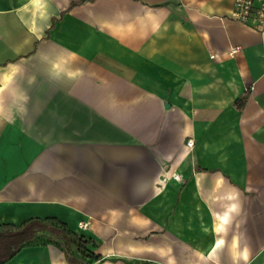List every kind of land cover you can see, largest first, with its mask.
<instances>
[{"label": "crops", "instance_id": "0c3cea01", "mask_svg": "<svg viewBox=\"0 0 264 264\" xmlns=\"http://www.w3.org/2000/svg\"><path fill=\"white\" fill-rule=\"evenodd\" d=\"M73 1L0 0V227L59 220L85 264H264V27ZM43 235L0 264H70Z\"/></svg>", "mask_w": 264, "mask_h": 264}, {"label": "trees", "instance_id": "16d2710c", "mask_svg": "<svg viewBox=\"0 0 264 264\" xmlns=\"http://www.w3.org/2000/svg\"><path fill=\"white\" fill-rule=\"evenodd\" d=\"M85 0L73 1L71 6ZM39 232H48L53 238L43 235L41 241H54L64 251L70 264H85V259H100L101 255L91 248L95 242L85 235L71 230L65 223L52 218H32L19 227H0V263L14 256L28 242L36 241ZM91 245V246H90Z\"/></svg>", "mask_w": 264, "mask_h": 264}, {"label": "built area", "instance_id": "2783aa9c", "mask_svg": "<svg viewBox=\"0 0 264 264\" xmlns=\"http://www.w3.org/2000/svg\"><path fill=\"white\" fill-rule=\"evenodd\" d=\"M231 17L245 23L255 20L257 26L264 27V0H235ZM235 50L236 48L231 52ZM186 144L192 146V138H188ZM171 175L175 176V174ZM169 177L170 175H163L162 181L168 180ZM79 225L83 228L87 225V222H80Z\"/></svg>", "mask_w": 264, "mask_h": 264}, {"label": "rangeland", "instance_id": "374dc122", "mask_svg": "<svg viewBox=\"0 0 264 264\" xmlns=\"http://www.w3.org/2000/svg\"><path fill=\"white\" fill-rule=\"evenodd\" d=\"M45 235L49 236L50 238H53L54 236H52L50 233L48 232H44Z\"/></svg>", "mask_w": 264, "mask_h": 264}, {"label": "water", "instance_id": "95a60500", "mask_svg": "<svg viewBox=\"0 0 264 264\" xmlns=\"http://www.w3.org/2000/svg\"><path fill=\"white\" fill-rule=\"evenodd\" d=\"M165 105L167 106V105H168V103H165Z\"/></svg>", "mask_w": 264, "mask_h": 264}]
</instances>
